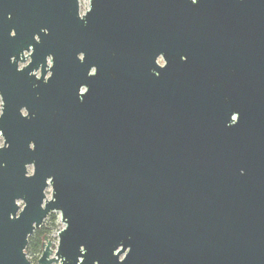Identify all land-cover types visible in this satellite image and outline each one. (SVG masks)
Returning a JSON list of instances; mask_svg holds the SVG:
<instances>
[{
    "label": "water",
    "instance_id": "95a60500",
    "mask_svg": "<svg viewBox=\"0 0 264 264\" xmlns=\"http://www.w3.org/2000/svg\"><path fill=\"white\" fill-rule=\"evenodd\" d=\"M81 1L0 0V264H264V0Z\"/></svg>",
    "mask_w": 264,
    "mask_h": 264
},
{
    "label": "flooded vegetation",
    "instance_id": "af4514ba",
    "mask_svg": "<svg viewBox=\"0 0 264 264\" xmlns=\"http://www.w3.org/2000/svg\"><path fill=\"white\" fill-rule=\"evenodd\" d=\"M14 18L16 19V21H14ZM6 19L9 21L12 20V23L15 24V26H12L10 28L9 24L6 23V25H5L6 27L4 28V21L2 20V18L0 19V42L4 38V34H6V32H7V30L5 32V29H7V28H8V37L9 38L15 39L17 41L24 40V41L18 42V43L23 42L20 44V46H22L21 51L17 52V54H14L10 58L11 63L16 64L17 72H21L26 67H28L30 65L31 56L34 52V45L36 43H40V37L38 34H36L34 32L35 31L34 30V22L32 21V19H30V14L26 15V13H25V17H24L23 12H17L16 14H8ZM41 33L46 35V34H48V30L42 29ZM0 53H1V51H0ZM79 58L81 59L82 56H80ZM51 59H52L51 56L46 57L45 75L43 76L44 82H46L51 76V72H50ZM158 63L160 65H162L161 60H158ZM93 73H94V70L92 69L89 72V76L92 75ZM28 77H33L36 80L41 79L42 78L41 65L37 69H33L32 71H30L28 73ZM33 88H35V86ZM86 91H87V88L85 86L80 87V89H79V100L81 102H82L81 96H83L86 93ZM0 103H1V105H0V117H1L2 112H3V99H2L1 94H0ZM21 114L23 116L27 115V113L24 109L21 110ZM0 135H2L1 132H0ZM45 243H46V241L44 239V244ZM43 245H42V248H43Z\"/></svg>",
    "mask_w": 264,
    "mask_h": 264
},
{
    "label": "trees",
    "instance_id": "16d2710c",
    "mask_svg": "<svg viewBox=\"0 0 264 264\" xmlns=\"http://www.w3.org/2000/svg\"><path fill=\"white\" fill-rule=\"evenodd\" d=\"M55 229V217L53 215H49L43 222L42 226L35 230L33 235L29 237L25 254L31 264H34L42 254L44 239L46 237L48 238Z\"/></svg>",
    "mask_w": 264,
    "mask_h": 264
},
{
    "label": "rangeland",
    "instance_id": "374dc122",
    "mask_svg": "<svg viewBox=\"0 0 264 264\" xmlns=\"http://www.w3.org/2000/svg\"><path fill=\"white\" fill-rule=\"evenodd\" d=\"M88 9H89V0H83V1H81L80 2V15H84L88 11ZM0 105H1V103H0ZM2 142L3 141L1 139V145H2ZM32 171H33L32 167H28V174L29 175L32 174ZM45 193H46L47 200H50L51 199V193H52L51 192V189L48 188ZM18 205L20 207H23V203L22 202H18ZM50 215H53L55 217L56 229L50 234V236L48 237V239L51 241V244H52L51 250L53 252H55L56 249H57V246H58V238H57V236H58L59 232L62 229H64V224H62V222H61V217H60V214L59 213H52ZM40 256H39V258H40ZM53 257H54V255L51 256V258H53ZM38 259H37V261H38ZM37 261L34 264H38Z\"/></svg>",
    "mask_w": 264,
    "mask_h": 264
},
{
    "label": "clouds",
    "instance_id": "9594fccd",
    "mask_svg": "<svg viewBox=\"0 0 264 264\" xmlns=\"http://www.w3.org/2000/svg\"><path fill=\"white\" fill-rule=\"evenodd\" d=\"M193 3H195V0H193Z\"/></svg>",
    "mask_w": 264,
    "mask_h": 264
}]
</instances>
